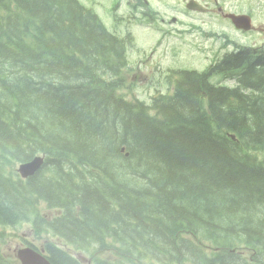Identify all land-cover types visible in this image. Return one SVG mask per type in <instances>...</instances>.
<instances>
[{
  "label": "trees",
  "instance_id": "trees-1",
  "mask_svg": "<svg viewBox=\"0 0 264 264\" xmlns=\"http://www.w3.org/2000/svg\"><path fill=\"white\" fill-rule=\"evenodd\" d=\"M128 41L78 0H0V160L45 157L27 179L0 169V218L44 199L61 211L40 227L94 264H264V48L170 70L145 103L120 92Z\"/></svg>",
  "mask_w": 264,
  "mask_h": 264
},
{
  "label": "rangeland",
  "instance_id": "rangeland-1",
  "mask_svg": "<svg viewBox=\"0 0 264 264\" xmlns=\"http://www.w3.org/2000/svg\"><path fill=\"white\" fill-rule=\"evenodd\" d=\"M97 11L103 23L112 30L131 36L133 44L127 49L128 65L122 73L124 85L121 94L130 100L150 103L153 96L169 93L174 77L171 69L208 68L217 59L239 48L264 46V35L241 34L217 13H204L186 8L187 0H80ZM209 7L214 0H197ZM226 12L255 13L254 23L264 24V0H220ZM115 7V8H114ZM114 8V9H113ZM160 33L163 37L160 38ZM235 68L227 74L237 80ZM212 80L232 86L233 80L213 76ZM258 155V154H256ZM262 157V155H258ZM21 162L9 158L0 160V169L9 179H22L18 172ZM48 169V168H47ZM20 171V170H19ZM31 177V176H30ZM35 203V202H34ZM26 212L11 220L0 218V250L2 261L19 264L17 250L33 244L38 249L47 242L61 245L79 259L88 263L89 253H78L64 240L39 225L60 213L50 208L47 201L36 198V204L27 203ZM103 245H97L92 254L104 255ZM6 262V263H8ZM141 264V263H140Z\"/></svg>",
  "mask_w": 264,
  "mask_h": 264
},
{
  "label": "water",
  "instance_id": "water-1",
  "mask_svg": "<svg viewBox=\"0 0 264 264\" xmlns=\"http://www.w3.org/2000/svg\"><path fill=\"white\" fill-rule=\"evenodd\" d=\"M192 8H196L199 10H206L205 7L199 5L198 3L194 2L191 5ZM233 19H235V23L239 27H244L245 22L240 21L237 19L236 16L230 15ZM248 28V27H246ZM43 158L42 157H35L31 161L25 162L20 165V173L24 177H29L35 174L42 166ZM44 249L41 251H37L31 247H24L17 251V256L21 261V264H52L50 260L43 254Z\"/></svg>",
  "mask_w": 264,
  "mask_h": 264
},
{
  "label": "flooded vegetation",
  "instance_id": "flooded-vegetation-1",
  "mask_svg": "<svg viewBox=\"0 0 264 264\" xmlns=\"http://www.w3.org/2000/svg\"><path fill=\"white\" fill-rule=\"evenodd\" d=\"M207 4H205V6H206ZM208 6V5H207ZM209 8V10L207 11V12H215L216 11V9H218L219 11H222V9H224V8H222V6H220V0H215V4H214V6L213 7H208ZM206 12V13H207ZM247 13H249L250 14V16H251V19H252V24H253V26H252V29L250 30V31H246V32H243V31H241V30H236L237 32H240V33H242V34H250V33H252V32H257L258 34H264V24H255L254 23V15L252 14V12H247ZM248 14V15H249ZM253 17V18H252ZM225 20H227L229 23H230V19H226L225 18ZM230 20V21H229ZM233 24V23H232ZM234 25V24H233Z\"/></svg>",
  "mask_w": 264,
  "mask_h": 264
},
{
  "label": "bare ground",
  "instance_id": "bare-ground-1",
  "mask_svg": "<svg viewBox=\"0 0 264 264\" xmlns=\"http://www.w3.org/2000/svg\"><path fill=\"white\" fill-rule=\"evenodd\" d=\"M197 2H199V1H197ZM199 3H200V2H199ZM129 39H130L131 42H129V41H128V42H129L130 44H133V39H132L131 36L129 37ZM127 40H128V39H127ZM241 49H245V48H239L238 50H234V51H232V52H230V53L238 52V51L241 50ZM230 53H227V54H230ZM227 54H226V55H227ZM226 55H225V56H226ZM225 56H224V57H225ZM17 61H18V60H17ZM38 61H39V60H38ZM36 62H37V61H36ZM30 64H31V63H30ZM33 64H34V63H33ZM26 65H27V64H26ZM37 67H38V66H37ZM243 68H244V70L246 69L245 67H243ZM26 69H27V68H26ZM240 69H241V67H240ZM228 72H231V71H227V73H228ZM234 72H238V73H237V80H238L239 82H240V79H242L243 77H246V79H247V74H248V73L246 74V76H242V78H241V75L243 74V73H242L243 71L241 72V71L238 70V71H234ZM24 74H25V73H24ZM252 75H253V74H252ZM248 76H249V75H248ZM250 77H251V76H250ZM252 77H254V76H252ZM244 79H245V78H244ZM246 79H245V80H246ZM249 79H250V78H249ZM253 166H254V165H253ZM253 166H252V167H253ZM183 170H184V169H183ZM204 170H205V169H204ZM198 171H199V170H198ZM185 172H186V171H185ZM256 181H257V180H256ZM249 184H250V183H249ZM259 184H260V183H259ZM257 189H258V188H257ZM243 190H244V189H243ZM251 192H252V191H251ZM249 195H250V194H249ZM246 197H247V196H246ZM252 197H253V196H252ZM240 198H241V197H240ZM260 198H261V197H260ZM231 199H232V198H231ZM145 200H146V199H145ZM202 200H203V198H202ZM237 200H238V199H237ZM263 200H264V199H263ZM21 201H22V200H21ZM244 202H245V201H244ZM199 203H200V202H199ZM235 206H236V205H235ZM238 206H239V205H238ZM164 207H165V206H164ZM154 208H155V207H154ZM156 209H157V208H156ZM159 211H160V210H159ZM230 211H231V210H230ZM256 214H257V213H256ZM186 216H187V215H186ZM246 216H247V215H246ZM191 217H192V216H191ZM151 218H152V217H151ZM166 218H167V217H166ZM225 218H226V217H225ZM163 219H164V218H163ZM185 219H186V218H185ZM194 219H195V218H194ZM179 220H180V219H179ZM158 223H159V222H158ZM185 223H186V221H185ZM198 225H199V223H198ZM39 226H40V225H39ZM181 226H182V225H181ZM188 226H189V225H188ZM193 226H194V225H193ZM191 227H192V226H191ZM203 227H204V226H203ZM161 228H162V227H161ZM163 228H164V227H163ZM229 228H230V227H229ZM159 229H160V228H159ZM220 229H221V228H220ZM215 230H216V229H215ZM196 231H198V230H196ZM255 231H256V230H255ZM92 233H93V232H92ZM104 233H105V232H104ZM211 233H212V232H211ZM120 236H121V235H120ZM121 237H122V236H121ZM132 237H133V236H132ZM190 240H191V239H190ZM142 242H143V241H142ZM193 243H194V242H193ZM133 245H134V244H133ZM160 248H161V247H160ZM263 248H264V247H263ZM163 250H164V249H163ZM171 255H172V254H171ZM199 258H200V257H199Z\"/></svg>",
  "mask_w": 264,
  "mask_h": 264
}]
</instances>
